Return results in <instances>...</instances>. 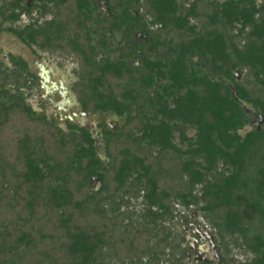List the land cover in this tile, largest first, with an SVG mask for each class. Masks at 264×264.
I'll return each instance as SVG.
<instances>
[{
  "label": "trees",
  "instance_id": "1",
  "mask_svg": "<svg viewBox=\"0 0 264 264\" xmlns=\"http://www.w3.org/2000/svg\"><path fill=\"white\" fill-rule=\"evenodd\" d=\"M93 1L0 6V33L74 59L84 111L122 121L100 144L59 127L26 101L27 62L0 59V264H192L160 228L179 208L223 264H264V129L244 107L264 121V0H102L101 23Z\"/></svg>",
  "mask_w": 264,
  "mask_h": 264
},
{
  "label": "flooded vegetation",
  "instance_id": "2",
  "mask_svg": "<svg viewBox=\"0 0 264 264\" xmlns=\"http://www.w3.org/2000/svg\"><path fill=\"white\" fill-rule=\"evenodd\" d=\"M8 1L9 4H16L19 0ZM24 1L31 4V0ZM93 5L97 22L100 21L101 23L103 18L109 19L110 15L104 9L102 0H94ZM27 23H29V19L22 16V19L17 25L18 27H22ZM100 23L99 25L94 24V29L100 27ZM134 37L139 36L134 34ZM121 41L123 44H121ZM146 43L147 41L143 42V47L148 51ZM127 44L126 38H122V35L117 34L115 45H121L123 49ZM116 46V53H118ZM30 50V54L24 52L19 58L27 62L29 71L35 76L33 80L34 86L30 91V95H28L27 92H25V94L27 96V103L38 115H45L50 121L55 122L59 127L65 130H68L69 126L92 130L98 144L101 143L100 124L105 123L112 131L120 127L122 121H120L119 118L102 114H89L81 107L73 90V85L77 80L75 67L71 68L72 73L64 72L63 69L59 67L60 60L72 58L57 56V58L54 59V56L48 55L47 53H45L47 54L45 55L36 48L30 47ZM9 68H12V65H10ZM237 76L238 78L241 77L240 75ZM244 107L249 113V123L246 129L248 127L257 130L264 129V121L260 118V115L247 105H244ZM91 118L94 119L95 122L92 125H88L87 122ZM114 123L115 127H113ZM175 214L176 217L172 224L176 231L173 232V234L177 237L180 245L186 251V255L192 264H223L220 249L217 246L216 250H213L209 243L208 236L209 233L212 234V232L199 220L197 211L191 208L189 210H178ZM230 262L231 260L229 259L228 264H230Z\"/></svg>",
  "mask_w": 264,
  "mask_h": 264
},
{
  "label": "rangeland",
  "instance_id": "3",
  "mask_svg": "<svg viewBox=\"0 0 264 264\" xmlns=\"http://www.w3.org/2000/svg\"><path fill=\"white\" fill-rule=\"evenodd\" d=\"M122 38H125V37H123V35H122ZM121 44H123L122 41H121ZM0 48L2 49V52L5 51L4 53H1L0 57L5 63H8V64H9V56L10 55L20 56L24 52L27 54L31 53L30 49L27 46L23 45L21 43V41H18L14 36H11V34H9V33L7 35H4L2 38H0ZM117 49H118V53H115L113 55L114 58H120L121 57V54H122L121 45H118ZM45 55H47V54H45ZM53 58L55 59V58H57V56H54ZM54 63H55V61H54ZM59 67L61 69H63L64 72L72 73L71 68L75 67V71H76L78 65L74 59H68V60H60L59 61ZM94 122H95V120L91 118L90 120H88L87 123H88V125H92V124H94ZM113 127H115V123L113 124ZM251 129H253V128L248 127L247 131H249ZM193 134H194L193 131L189 132L190 136H193ZM95 186H97V185H95ZM178 210H181V209L179 208ZM160 228L162 230L167 229V230H170L172 232L176 231L174 225L171 222H165V223L160 224ZM250 258H251L250 254H248L245 250L235 248L234 253L232 254V256L229 259L231 260L230 264H237L239 261H245V260H248ZM188 261H190V260H188Z\"/></svg>",
  "mask_w": 264,
  "mask_h": 264
},
{
  "label": "crops",
  "instance_id": "4",
  "mask_svg": "<svg viewBox=\"0 0 264 264\" xmlns=\"http://www.w3.org/2000/svg\"><path fill=\"white\" fill-rule=\"evenodd\" d=\"M4 2H6V3H9V1L8 0H0V6L4 3ZM27 18V17H26ZM0 24H3V19L0 17ZM5 27H9V24H4V28ZM11 34V36H14L12 33H10V32H8V31H3L2 33H0V38H2L4 35H7V34ZM18 41H20L16 36H14ZM22 43V42H21ZM23 44V43H22ZM24 45V44H23ZM29 49H30V47H28ZM31 51V50H30ZM5 51H3L2 52V49L0 48V56H1V53H4ZM3 55V54H2ZM10 57H19V56H13V55H10L9 56V64L11 65V60H10ZM0 59H1V57H0ZM2 60V59H1ZM3 61V60H2ZM5 63V62H4ZM6 64V66H10L8 63H5ZM245 132H247V129H245ZM194 210H196L197 211V213H198V217H199V220L200 221H202L207 227H208V229L210 230V228H209V226H208V223L205 221V219H204V217L202 216V214H201V212L198 210V209H196V208H194ZM172 223V222H171ZM172 232V231H171Z\"/></svg>",
  "mask_w": 264,
  "mask_h": 264
},
{
  "label": "water",
  "instance_id": "5",
  "mask_svg": "<svg viewBox=\"0 0 264 264\" xmlns=\"http://www.w3.org/2000/svg\"><path fill=\"white\" fill-rule=\"evenodd\" d=\"M94 181L96 182L97 179H94ZM208 240H209V243L212 246L213 250H216L217 245L214 243V236L211 233H209ZM218 258H220V257H218Z\"/></svg>",
  "mask_w": 264,
  "mask_h": 264
}]
</instances>
